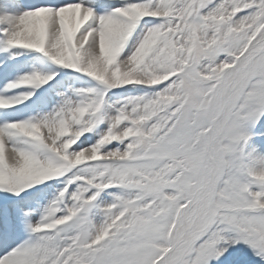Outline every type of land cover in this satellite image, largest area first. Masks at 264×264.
<instances>
[{"label":"snow or ice","instance_id":"obj_1","mask_svg":"<svg viewBox=\"0 0 264 264\" xmlns=\"http://www.w3.org/2000/svg\"><path fill=\"white\" fill-rule=\"evenodd\" d=\"M0 264H264V0H0Z\"/></svg>","mask_w":264,"mask_h":264}]
</instances>
